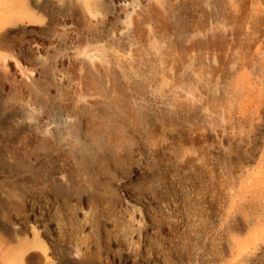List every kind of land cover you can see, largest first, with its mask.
<instances>
[{
	"label": "rangeland",
	"instance_id": "374dc122",
	"mask_svg": "<svg viewBox=\"0 0 264 264\" xmlns=\"http://www.w3.org/2000/svg\"><path fill=\"white\" fill-rule=\"evenodd\" d=\"M264 264V0H0V264Z\"/></svg>",
	"mask_w": 264,
	"mask_h": 264
},
{
	"label": "bare ground",
	"instance_id": "6f19581e",
	"mask_svg": "<svg viewBox=\"0 0 264 264\" xmlns=\"http://www.w3.org/2000/svg\"><path fill=\"white\" fill-rule=\"evenodd\" d=\"M21 261H22V259H21V257L19 256V257H17V259L15 260V264H22Z\"/></svg>",
	"mask_w": 264,
	"mask_h": 264
}]
</instances>
